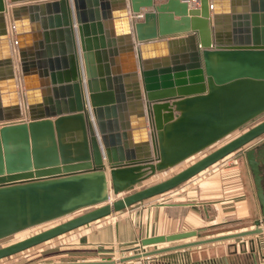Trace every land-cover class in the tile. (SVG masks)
Segmentation results:
<instances>
[{"label":"water","instance_id":"1","mask_svg":"<svg viewBox=\"0 0 264 264\" xmlns=\"http://www.w3.org/2000/svg\"><path fill=\"white\" fill-rule=\"evenodd\" d=\"M249 1L200 0V6L193 7L181 0L159 4L155 0H125L124 7L114 16L111 0H74L91 114L85 108L81 90L77 44L67 0L30 6L24 18L13 9L22 67L27 60H34L42 78L43 95L50 92V88H45L50 85L46 79L50 76L52 84L58 83L60 89L64 85L75 89L76 104L61 110L59 103L51 108L46 103L43 114L36 109L42 105L41 97L33 94L27 82L25 101L30 114H22L23 101L18 90L20 72L12 67L11 41L7 27H3L0 67L7 68V76L6 84L0 85V240L80 210L86 211L1 247L0 259L173 189L264 134L263 120L170 178L136 188L264 114V24L254 22L257 14L253 16V25L249 23L251 14L246 8ZM256 1L251 0L252 13L258 12ZM60 6L62 24L58 14ZM143 9H147L143 16L137 17ZM5 10L0 0L2 22H5ZM39 11L41 15H48L42 18L45 45L38 33ZM28 21L34 23L30 24V30L35 39L32 51L24 52L22 36ZM223 26L225 33L220 31ZM57 33L60 36L65 33L68 43V50L64 48L60 55L53 54L57 50ZM183 34L188 48L169 59L164 48L167 44H179V40L164 39L184 37ZM59 45L63 47L62 42ZM121 47H127V57L119 55ZM68 62L71 74L62 71ZM139 70L143 96L137 79ZM131 77H135L133 86L126 81ZM134 100L139 101V107L130 111L129 102ZM56 115L58 118H51ZM91 116L111 162L114 199ZM262 152L251 148L246 157L264 217ZM127 192L130 193L116 199ZM262 225L264 218L255 221V228L167 245L114 260L42 264H116L140 260L264 233ZM201 232L194 229L143 238L141 245L184 241Z\"/></svg>","mask_w":264,"mask_h":264},{"label":"crops","instance_id":"2","mask_svg":"<svg viewBox=\"0 0 264 264\" xmlns=\"http://www.w3.org/2000/svg\"><path fill=\"white\" fill-rule=\"evenodd\" d=\"M55 0H3L6 10L5 22L0 21V33L3 27H7L8 38L11 41V48L13 50V65L16 71L20 72V80L18 84V90L21 91V99L23 101L22 114L29 116L30 109L25 101L26 96V83L31 86L33 94L41 97V106H37V111L40 110L44 114L46 110V103L48 107L57 105L59 103L61 110L75 106L76 94L74 88H68L66 85L60 89V85H53L51 77H47L50 85L45 88H50V92L44 96V87L41 86L42 78L39 73V69L34 60H27L22 67L21 58L19 55V46L16 39L17 34L13 27V9L19 11V15L24 18L29 14V7L34 5L42 6L48 2ZM125 0H111V9L114 16L124 7ZM128 1V0H127ZM257 13H252L251 0L246 5V8L250 11L251 17L249 23L253 25V16L257 14V18H254V22L258 25L264 24V4L261 0H257ZM191 6V5H190ZM66 7L69 11L70 23L75 33V40L77 44V56L79 59L80 67V79L82 82V93L85 98V108L91 114V100L90 92L87 84V76L85 71V61L83 56V50L81 48V41L79 35V23L76 16V9L74 0H67ZM54 9V8H53ZM61 24L63 22V15L61 6L58 8ZM147 9H143L145 12ZM54 11V10H53ZM39 23L41 29L39 30L42 43L45 45V36L43 29L42 18L47 17L41 15ZM213 17V12H211ZM55 16V13H53ZM131 17V16H130ZM178 18V16H176ZM213 19V18H212ZM230 19V17H229ZM24 19V23H25ZM57 21L55 20V24ZM26 24L28 28H24V35L22 36L24 44V52L32 51L34 44V32L30 30V21ZM225 24V22H224ZM111 32V29H106ZM221 33H225L224 26ZM133 41H135V32L133 31ZM184 35V34H183ZM66 34H55L57 40V50L54 53L62 54L68 50V43ZM40 39V40H41ZM173 39L179 40V44L175 46H167L164 48L166 56L170 59L174 54H178L186 51L189 44L186 42V36L180 37H168L164 40L170 41ZM52 40V36H50ZM62 42L63 47L59 44ZM2 41L0 39V49L2 48ZM127 47H121L119 55L121 57H127L125 50ZM62 66L64 62L61 61ZM67 67L62 71H67L71 74V66L68 62ZM24 69V70H23ZM18 75V76H19ZM7 68L0 67V85L6 84ZM64 80L65 77H63ZM135 77L127 78L129 86H133ZM138 81L140 84V90L143 96V82L141 73L139 70ZM26 81V82H25ZM102 86V84H101ZM56 87V91L54 90ZM139 101L129 102V110H136L139 107ZM25 104V105H24ZM69 110V109H67ZM177 115V112L175 111ZM59 115L51 117L52 119L58 118ZM27 118V117H26ZM91 120L94 124L96 137L101 148L103 155L104 170L107 175L109 188L113 194V183L111 175V162H109L105 155V148L101 139L97 123L93 116ZM259 139H256L242 149L230 153L224 158L217 161L212 166L203 170L198 176L184 182L181 186H178L168 192L155 195L151 198L137 202L128 208H125L116 215H108L83 226L77 227L69 232L61 235H66L72 232L66 238L61 241L62 247L56 250L55 254L60 256L58 260H52L47 262H80V261H95V260H114L116 256L124 257L132 254H136L146 250H153L163 246L151 245L144 247L141 245L143 238L158 236L162 234H172L177 232H183L188 230L198 229L206 231L204 226H251L253 222L258 219L259 214H262L261 205L257 196V191L254 182V176L247 161L246 152ZM225 144V143H224ZM223 145V144H222ZM221 146V145H220ZM219 147V146H218ZM243 151V152H242ZM159 174V173H158ZM157 175V174H156ZM145 182L139 184L136 188L139 189ZM122 193L116 196V199L129 194ZM112 217V218H111ZM102 221V222H99ZM250 227H243L239 229L247 230ZM201 232V233H202ZM200 233V234H201ZM223 234V233H222ZM221 235V234H218ZM217 235V236H218ZM216 236V235H213ZM204 238V237H203ZM48 241V240H47ZM185 242L191 240H184ZM182 241V242H184ZM178 243V242H177ZM216 242L208 243L213 245ZM168 244H164L167 246ZM201 246V245H200ZM199 246V247H200ZM218 246H209L206 248H200V250L190 251L191 247L182 248L175 251L165 252L150 256L140 260L126 261L116 264H139L144 262L145 264H264V254H257L254 252L239 253L236 255L224 256L223 250L220 251ZM189 249V250H188ZM238 255V256H237ZM46 263L41 262L39 264Z\"/></svg>","mask_w":264,"mask_h":264},{"label":"rangeland","instance_id":"3","mask_svg":"<svg viewBox=\"0 0 264 264\" xmlns=\"http://www.w3.org/2000/svg\"><path fill=\"white\" fill-rule=\"evenodd\" d=\"M262 120H264V114L258 116L254 120L250 121L249 123L244 125L242 128H240L239 130L233 132L228 137L224 138L223 140H221L220 142L216 143L215 145L209 147L208 149L204 150L203 152L197 154L196 156L191 157L189 160L185 161L184 163H181L180 165H178V166H176L174 168L168 169V170H166L164 172H161V173L151 177L149 180L145 181V183L139 189L144 188L145 186L153 185L155 183H158V182H161L163 180H166V179L170 178L174 174L182 171L183 169H185L186 167L190 166L191 164H193L194 162H196L200 158H202L205 155H207L208 153L212 152L213 150L218 148V146L228 142L232 138H234V137L242 134L243 132L249 130L254 125L259 123L260 121L262 122ZM206 169H204V170H206ZM201 172H199L195 176H198ZM192 178H194V176L191 177L190 179H192ZM190 179H188V180H190ZM183 183H181V184H183ZM181 184L178 185V186H181ZM178 186H176V187H178ZM170 190H172V189H170ZM166 192H168V191H166ZM160 194H162V193H160ZM85 211H86L85 209L84 210H80V211H78L76 213H73V214H71L69 216H66V217H63V218H60V219H57V220H53V221H50V222H46V223H43V224L28 228L26 230H23V231L17 233V234H14L12 236L4 238V239L0 240V248L4 247V246H7V245H10V244H13L15 242H18V241L23 240L25 238H28V237H30L32 235H35V234H37L39 232H42V231H44L46 229H49V228H51L53 226H56L58 224H61V223L65 222V221H67V220H69V219H71V218H73L75 216H78V215L82 214ZM112 216H114V215H112ZM263 218H264L263 215L260 213L259 216H258V219L263 221ZM99 222H102V221H99ZM204 227L207 228V230L203 231L201 234H199V236H197V237H195L194 239H191V240H197V239H200V238H203V237L204 238L213 237V235L217 236L218 234L222 235V233L223 234L235 233V232H239L240 231L239 229H241L243 227L255 228L256 226H255V223L253 222V224H251V226H236V225L228 226V224H225L224 226H204ZM261 227H264V226L262 225ZM72 232L67 233L66 235L56 236V237H54L52 239H49L48 241L42 242V243L37 244L35 246H32L30 248H27V249H25L23 251H20L18 253L13 254V255H9L7 257L1 258L0 259V264H39L41 262L58 260L60 258V256L55 254V252L60 247H62L61 241L63 240V238H66ZM177 242L178 243H182V241H177ZM177 242H172V243H167V244L168 245L178 244ZM159 246H164V244H160ZM199 246L191 247L193 249H190V251L191 250L192 251L200 250V248H206L207 249L209 246H218L219 247L218 249L220 251L223 250V254H225L224 256L236 255L237 251L239 253L240 252L244 253L243 251H245L246 253L247 252H254V253H257V254H264V233H258V234H253V235L240 237V238H234V239H228V240H223V241H217L213 245L204 244V245H201L200 247ZM119 257H120L119 255L116 256V259L119 258ZM95 261H102V260H95Z\"/></svg>","mask_w":264,"mask_h":264},{"label":"flooded vegetation","instance_id":"4","mask_svg":"<svg viewBox=\"0 0 264 264\" xmlns=\"http://www.w3.org/2000/svg\"><path fill=\"white\" fill-rule=\"evenodd\" d=\"M263 121V120H262ZM261 122V121H260ZM259 122V123H260ZM258 124V123H257ZM256 124V125H257ZM255 126V125H254ZM259 140L256 142V143H254V145L251 147V148H255V149H261L263 152H262V154H263V156H264V134H262L259 138H258ZM263 174H264V168H263ZM263 184H264V181H263Z\"/></svg>","mask_w":264,"mask_h":264},{"label":"built area","instance_id":"5","mask_svg":"<svg viewBox=\"0 0 264 264\" xmlns=\"http://www.w3.org/2000/svg\"><path fill=\"white\" fill-rule=\"evenodd\" d=\"M165 1H167V0H155V2L157 4L162 3V2H165ZM181 1L187 2L191 6H195V7H199L200 6V0H181ZM137 16L138 17H142L143 16V12L141 11Z\"/></svg>","mask_w":264,"mask_h":264},{"label":"bare ground","instance_id":"6","mask_svg":"<svg viewBox=\"0 0 264 264\" xmlns=\"http://www.w3.org/2000/svg\"><path fill=\"white\" fill-rule=\"evenodd\" d=\"M193 7H195V6H193ZM141 15V14H140ZM138 17V16H137ZM25 105V104H24ZM196 156V155H195ZM189 160V159H188ZM184 163V162H183ZM111 194H112V192H111ZM115 198V196L112 194V199H114ZM195 238V237H194ZM194 238H191V239H194ZM191 239H188V240H191ZM165 244H167V243H165Z\"/></svg>","mask_w":264,"mask_h":264}]
</instances>
